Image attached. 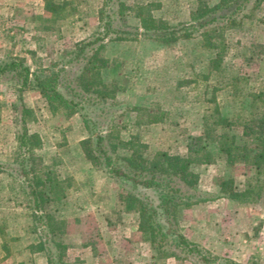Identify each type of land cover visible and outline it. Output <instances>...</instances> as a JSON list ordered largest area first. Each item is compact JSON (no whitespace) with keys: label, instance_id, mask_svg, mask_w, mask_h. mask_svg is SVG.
<instances>
[{"label":"rangeland","instance_id":"obj_1","mask_svg":"<svg viewBox=\"0 0 264 264\" xmlns=\"http://www.w3.org/2000/svg\"><path fill=\"white\" fill-rule=\"evenodd\" d=\"M122 1L130 5L122 26L137 34L107 37L95 57L84 49L70 59L76 43L101 30L102 0H0V61L17 58L30 71L44 74L63 67L70 72V85L82 93L81 109L74 110L62 102L49 103L34 88L17 90L15 79L0 74V264H39L45 257L36 250L40 226L31 216L27 177L32 183L35 177L49 180L44 207L50 218L43 226L56 233L55 239L67 248L70 232L79 230L84 240L98 244L99 222L83 208L84 197L73 195L78 178L84 179L83 165L109 174L94 151L93 132L104 135L103 144L118 161L130 149L146 158L162 150L185 156L195 173V192L206 200L226 196L215 184L221 174L233 178L237 191L249 183L253 190L238 195L237 203L210 201L206 206L210 215L204 221L212 241L203 242L207 235L196 224L203 210L199 206L178 212L176 227L219 264H264V161L257 167L250 163L252 153L264 148V0H250L230 18L195 27L190 36L166 44L141 35L143 28L132 15L138 7L143 17L149 15L148 23L177 26L218 0ZM112 3L116 10V0ZM112 21L119 22L113 15ZM63 78L57 84L61 90ZM21 117L27 131L22 144ZM196 134L214 141L189 150L186 141ZM230 134L247 149L237 150L241 155L234 154V163L225 166L217 146L225 145ZM106 187L127 209L135 207L125 201L127 194L145 198L146 190L134 189L121 177L112 176ZM146 193L151 198L158 194L155 189ZM118 204L105 206L106 211L119 209ZM232 214L241 221L239 231L232 229ZM112 217L117 223V216ZM160 241L153 244L155 264H211L177 251L167 238ZM112 242L117 243L115 238ZM68 257L64 251L63 261Z\"/></svg>","mask_w":264,"mask_h":264},{"label":"trees","instance_id":"obj_2","mask_svg":"<svg viewBox=\"0 0 264 264\" xmlns=\"http://www.w3.org/2000/svg\"><path fill=\"white\" fill-rule=\"evenodd\" d=\"M112 1L102 0L105 19L101 24V30L91 38L76 43L77 49L73 51L70 59L79 58L84 49L91 50L90 57H95L96 53L103 46V40L107 37L108 39H122L125 38L122 34H137L136 29L129 30L122 26L125 23L127 10H129L130 5L124 3L122 0H116L117 7L116 10H113ZM249 1L218 0L210 6H205L201 14L196 13L193 15L191 21L180 23L177 26L168 25L166 22L159 20L157 23H155L156 21L152 22L153 20L148 23L150 17L149 15L143 17L140 7L132 15L139 20V26L143 28L140 31L141 35L166 44L173 42L178 37L190 36L193 29L201 28L206 23L230 18L237 12H240ZM112 15L119 22L114 23ZM111 34L113 37H110ZM95 67L98 66L96 65ZM0 74H5L15 79L18 82L17 90L23 87L34 88L49 103L58 101L62 102L65 107H74V110L81 109L82 93L79 92L75 85H70L71 79L68 77L70 72L63 69V67H59L54 72L44 74L38 71H30L28 65L20 59L8 58L7 60L0 61ZM60 75H65V78L61 79V81L63 82L64 90L68 93H64V90H61L57 86ZM88 83L84 84V90L88 89ZM21 124L22 129L19 135V142L22 144L27 132L22 117ZM241 133L246 135L249 132L241 131ZM93 136L94 151L101 158V164L105 167L106 171L113 177H121L128 180L134 189L146 190L142 192V196H145L144 200L138 196V192H134V194H127L125 201L130 200L134 203L135 207L133 209L137 211L138 227L148 233L150 243L152 245L157 244V242H161L160 240L167 238L170 240V245L177 251L183 252L184 255H194L202 263L219 264L213 256L208 255L203 248L196 242L189 240L176 227L178 212L193 203L206 200L205 197H199L195 192L196 177L195 173L191 171L188 158L179 156L178 154H170L163 150L155 152L151 158H146L141 157L136 151L130 149L128 153L120 155L118 161L109 155L106 146L103 144L104 135L93 132ZM257 138V136L252 137L254 140H257ZM226 139L225 145L218 143L217 146V150L223 155L225 166L234 163V154L236 156L241 155L237 150L247 149L245 145H237L234 141V134H230ZM213 141L212 139L209 141L205 140V135H190L186 141V147L190 150L195 144L196 147L194 148L204 149L206 143H212ZM254 144L259 143L254 142ZM85 154L90 156L88 150H85ZM262 159L264 161V148L262 150L257 149L252 153L250 163L257 167L259 161ZM21 175L26 177L23 169ZM44 175L47 176V171ZM221 175L220 178H215L216 181H214L218 190L226 193L228 198L236 199L238 195H245L253 190L248 187L249 183H246V187L242 191H237L234 187L233 178L226 174ZM43 179L35 177L32 179L34 180V183H32L27 177L26 182L27 193L33 204L31 216L35 221V227L37 225L40 226L37 229L38 242L36 250L44 252L46 264H63V254L66 244L60 239L54 238L56 233L51 228H45L50 218V214L44 207L48 200L46 192L50 189V185L48 184L49 180L45 181ZM257 186L260 187V185ZM150 189L157 190L158 194L155 198L149 197L146 193ZM169 254L174 255L173 252Z\"/></svg>","mask_w":264,"mask_h":264},{"label":"crops","instance_id":"obj_3","mask_svg":"<svg viewBox=\"0 0 264 264\" xmlns=\"http://www.w3.org/2000/svg\"><path fill=\"white\" fill-rule=\"evenodd\" d=\"M78 168L80 169L79 166L74 167V169ZM81 170L85 173L84 179L78 178L80 180L78 182L79 189L73 190L75 191L73 195L84 197L82 203L85 204H82L83 208L86 211H92L99 222V231H95L97 235L96 239L99 241L97 244L93 239L92 241L84 240V234L79 230L70 232V240L68 241L70 246H67L65 250V254L70 257L63 261V264H155L153 245L148 239L143 237L144 235L138 227L137 211L127 209L123 202L120 203L117 200V195L104 191L109 182H112V176L107 175L102 170L98 171L92 165H83ZM210 201L213 204L214 202L216 204L237 203L233 198L220 196L191 204L192 207L199 206L203 209L201 210L202 215L200 216V220L196 224H198L201 233L204 232L207 235V239L203 240L204 243L211 240L209 236L211 229L209 232L206 226L207 223L204 221V218L207 219L210 215L206 207L209 206ZM117 202H119V209L106 211L105 206H117L115 205ZM84 209L79 207V212ZM233 213L235 214L236 211ZM112 215L117 216V223L114 222L115 217H112ZM236 216L231 215L233 218V224L231 223L233 231H239L241 225V221ZM248 218H246L247 222ZM202 223L203 225H201ZM99 235L102 237L99 238ZM113 238H115L117 243L112 242ZM39 261V264H46L45 257H40Z\"/></svg>","mask_w":264,"mask_h":264}]
</instances>
